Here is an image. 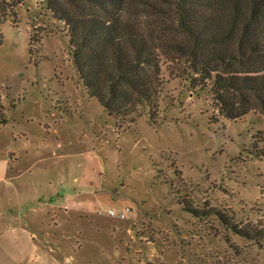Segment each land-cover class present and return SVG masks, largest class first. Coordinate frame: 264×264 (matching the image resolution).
Instances as JSON below:
<instances>
[{"label":"rangeland","instance_id":"rangeland-1","mask_svg":"<svg viewBox=\"0 0 264 264\" xmlns=\"http://www.w3.org/2000/svg\"><path fill=\"white\" fill-rule=\"evenodd\" d=\"M182 69L118 120L46 0H0V264H264V114L226 118Z\"/></svg>","mask_w":264,"mask_h":264},{"label":"trees","instance_id":"trees-1","mask_svg":"<svg viewBox=\"0 0 264 264\" xmlns=\"http://www.w3.org/2000/svg\"><path fill=\"white\" fill-rule=\"evenodd\" d=\"M46 7L66 27L88 94L118 120L150 106L162 58L208 88L226 118L264 114V0H46ZM139 16L154 21L137 23ZM253 145L264 156V130Z\"/></svg>","mask_w":264,"mask_h":264},{"label":"crops","instance_id":"crops-1","mask_svg":"<svg viewBox=\"0 0 264 264\" xmlns=\"http://www.w3.org/2000/svg\"><path fill=\"white\" fill-rule=\"evenodd\" d=\"M52 210H54V209H57L56 210V212H54V214H53V217H51L52 219H51V221L53 222V221H56L57 219H60V218H64V219H66L67 220V217H66V214H68V212L70 211V210H73L74 212H76L77 213V209H71V208H69L67 205H64V206H54V207H52L51 208ZM82 212V211H81ZM48 217V216H47ZM47 217H45V219L47 218ZM68 217H69V215H68ZM79 216H77V215H73V217H72V219H74V218H78ZM49 218V217H48ZM70 218V217H69ZM82 218V217H81Z\"/></svg>","mask_w":264,"mask_h":264},{"label":"built area","instance_id":"built-area-1","mask_svg":"<svg viewBox=\"0 0 264 264\" xmlns=\"http://www.w3.org/2000/svg\"><path fill=\"white\" fill-rule=\"evenodd\" d=\"M129 209L126 208L125 210H120L119 212H115L112 209L108 210V214L110 216L116 215L118 219H123L125 217L126 212H128Z\"/></svg>","mask_w":264,"mask_h":264}]
</instances>
